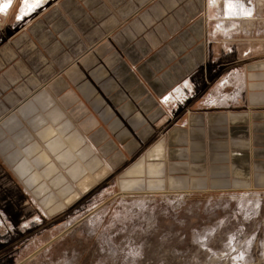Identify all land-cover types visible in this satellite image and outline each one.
<instances>
[{
	"label": "crops",
	"instance_id": "1",
	"mask_svg": "<svg viewBox=\"0 0 264 264\" xmlns=\"http://www.w3.org/2000/svg\"><path fill=\"white\" fill-rule=\"evenodd\" d=\"M22 3L0 12V264L103 189L264 190V48L219 43L214 0Z\"/></svg>",
	"mask_w": 264,
	"mask_h": 264
},
{
	"label": "rangeland",
	"instance_id": "2",
	"mask_svg": "<svg viewBox=\"0 0 264 264\" xmlns=\"http://www.w3.org/2000/svg\"><path fill=\"white\" fill-rule=\"evenodd\" d=\"M214 2L209 25L219 43L230 38L227 50L237 52L239 38L257 37L256 50L264 48V0H233L231 11L223 7L225 0ZM246 4L251 13L241 15ZM85 207L65 216L64 232L23 264H264V190L110 188Z\"/></svg>",
	"mask_w": 264,
	"mask_h": 264
},
{
	"label": "bare ground",
	"instance_id": "3",
	"mask_svg": "<svg viewBox=\"0 0 264 264\" xmlns=\"http://www.w3.org/2000/svg\"><path fill=\"white\" fill-rule=\"evenodd\" d=\"M10 1V0H9ZM43 1L45 0H23V3H22V11L23 12H27V11H30L32 8L36 7L38 4L42 3ZM249 2V1H248ZM233 0H225V3H224V7L225 9H227L228 11L230 10H236L233 6ZM245 4V3H244ZM242 5V4H241ZM248 4H246L247 6ZM10 6V3H8V0H0V12H3V11H6L8 9V7ZM244 6V5H243ZM243 8V7H242ZM241 10V8H240ZM242 13L241 15H250L251 13V6H247L246 8L242 9ZM238 13H240L238 11ZM239 15V14H238ZM183 94V91L181 88H177L176 89V95L179 96Z\"/></svg>",
	"mask_w": 264,
	"mask_h": 264
},
{
	"label": "built area",
	"instance_id": "4",
	"mask_svg": "<svg viewBox=\"0 0 264 264\" xmlns=\"http://www.w3.org/2000/svg\"><path fill=\"white\" fill-rule=\"evenodd\" d=\"M171 99L173 100L174 104H177V103L180 104V103H183L186 100V96H184V95L177 96L176 92H175V93H173Z\"/></svg>",
	"mask_w": 264,
	"mask_h": 264
}]
</instances>
